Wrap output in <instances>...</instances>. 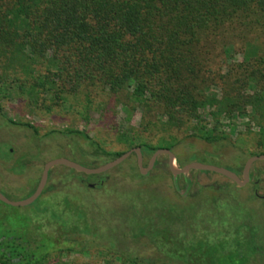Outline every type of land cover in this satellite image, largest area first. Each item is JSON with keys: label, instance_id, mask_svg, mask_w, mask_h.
<instances>
[{"label": "rangeland", "instance_id": "1", "mask_svg": "<svg viewBox=\"0 0 264 264\" xmlns=\"http://www.w3.org/2000/svg\"><path fill=\"white\" fill-rule=\"evenodd\" d=\"M257 34L234 39L235 50L229 54L209 50L201 73L206 95L221 98L239 91L245 95L260 86L234 83L243 76L240 65L251 66L258 56L264 57V26ZM242 50H246L247 63ZM228 67H233L229 76ZM124 96L125 92L111 94L99 87L91 92L83 89L64 103L46 100L42 105L30 102L31 96L16 87L12 94L1 92L0 192L10 200L25 199L35 190L46 161L66 157L95 167L112 159L106 158V152L132 148L124 143L129 137L135 138V144L140 139L151 144L161 138L175 142L171 150L177 167L198 161L239 176L250 156L264 152L258 144L264 109L247 105L243 112L222 111L216 133L225 138L209 143L193 136L192 130L155 135L136 130L142 110L130 104L126 112ZM89 97L93 98L90 106ZM216 109L208 104L199 110L208 127L216 124ZM8 118L35 129L14 125ZM69 130H83L95 143ZM151 155L143 154L144 165ZM157 159L148 173L141 174L133 153L104 172L100 185L85 173L52 166L41 195L31 204L10 206L0 201V232L7 235L17 229L24 239L27 216L34 238L38 239L39 232L54 235L53 240L39 236L37 254L53 243L61 246L50 249L37 264H191L181 261L190 246L195 248L190 250L192 264H210L206 251H215L217 264H264V159L252 163L250 179L243 185L201 170L177 176L175 185L167 155ZM76 206L85 213L78 221L73 213ZM60 208L66 213L55 217ZM138 226L144 228L143 233L138 234ZM62 234L64 240L55 238Z\"/></svg>", "mask_w": 264, "mask_h": 264}, {"label": "trees", "instance_id": "2", "mask_svg": "<svg viewBox=\"0 0 264 264\" xmlns=\"http://www.w3.org/2000/svg\"><path fill=\"white\" fill-rule=\"evenodd\" d=\"M263 26L264 0H0V93L12 94L16 87L31 96L30 102L44 105L46 100L64 103L83 89L125 92L126 112L130 104L142 110L136 130L148 135L192 130L199 139L219 142L225 138L216 133L222 111H242L247 105L264 109V57L258 56L251 66L240 65L242 80L234 82L259 87L221 98L201 88L203 61L210 51L229 54L235 50L234 39L255 38ZM240 54L249 62L246 50ZM228 70L229 76L233 67ZM87 99L90 106L93 98ZM208 104L217 108L211 127L199 114ZM7 121L35 129L26 122ZM261 123L258 144L264 148V117ZM69 132L95 143L83 130ZM124 143L140 146L143 154L175 145L162 138L156 144L141 139L135 144L129 137ZM122 152H106V158ZM85 175L97 185L105 179L103 173ZM64 211L60 208L55 217L61 218ZM73 213L76 221L85 215L77 206ZM26 218L24 239L17 229L7 235L0 232V264H37L60 245L53 243L37 254L39 236L53 240L54 235L39 232L34 238ZM85 223L88 227L87 218ZM137 228L138 234L144 232ZM163 229L167 237L168 228ZM191 249L184 251V263H193ZM206 254L210 264H217L215 251Z\"/></svg>", "mask_w": 264, "mask_h": 264}, {"label": "water", "instance_id": "3", "mask_svg": "<svg viewBox=\"0 0 264 264\" xmlns=\"http://www.w3.org/2000/svg\"><path fill=\"white\" fill-rule=\"evenodd\" d=\"M133 153L135 154L136 164H137L138 170L141 174L148 173L152 169V167L155 164L156 159L160 155H167L168 168L172 174V178L174 180L175 185H176L177 176L182 175V174H186L191 170L212 171V172H216L219 174H223L228 179L234 181L238 185H243L246 182H248L250 179L249 171H250V166L252 165V163L257 161V160H263L264 159V153L250 156L246 160V162L243 166L242 175L239 176L236 172H234L230 169H227L225 167L216 166L213 164H207V163L198 162V161L188 162L181 167H177L175 165L176 155L174 154V152L171 149L166 148V147L157 148L152 153V155L150 156L146 165H144L143 153H142L140 146H134V147L122 152L117 157H115V158H113V159H111V160H109V161H107L101 165L95 166V167H89V166L80 164V163H78L74 160H71L69 158H66V157H59V158H54V159L48 160L44 163L39 182H38L35 190L32 192V194L30 196H28L27 198L22 199V200H15L14 201V200L8 199L5 195H3L0 192V201L7 204V205H10V206H26V205L31 204L33 201H35L41 195V193H42V191L46 185V181H47V178L49 175V170L52 166L62 165V166H66L68 168H71L75 171L85 173V174H89V175L90 174H101V173H104V172L114 168L115 166L121 164L123 161H125ZM88 185L93 186L94 184H88Z\"/></svg>", "mask_w": 264, "mask_h": 264}, {"label": "flooded vegetation", "instance_id": "4", "mask_svg": "<svg viewBox=\"0 0 264 264\" xmlns=\"http://www.w3.org/2000/svg\"><path fill=\"white\" fill-rule=\"evenodd\" d=\"M254 182H255V183H257V182H258V180H255ZM262 197H264V195H263Z\"/></svg>", "mask_w": 264, "mask_h": 264}]
</instances>
